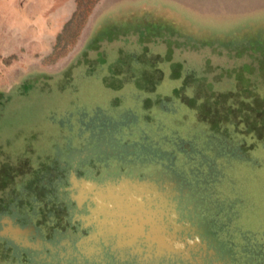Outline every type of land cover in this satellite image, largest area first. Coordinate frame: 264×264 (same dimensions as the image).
Instances as JSON below:
<instances>
[{"label": "rangeland", "instance_id": "374dc122", "mask_svg": "<svg viewBox=\"0 0 264 264\" xmlns=\"http://www.w3.org/2000/svg\"><path fill=\"white\" fill-rule=\"evenodd\" d=\"M0 264H264V0H0Z\"/></svg>", "mask_w": 264, "mask_h": 264}, {"label": "flooded vegetation", "instance_id": "af4514ba", "mask_svg": "<svg viewBox=\"0 0 264 264\" xmlns=\"http://www.w3.org/2000/svg\"><path fill=\"white\" fill-rule=\"evenodd\" d=\"M118 149L120 150V148H118ZM177 153H180V152H177ZM121 160L123 161V159H121ZM175 162L178 164L179 161L178 162L175 161ZM85 165L87 166L88 171H93L95 173V175L98 178H101V179H104L106 176H113V175L115 176L116 174H120V171H121L122 167L124 169L126 168V167L123 166L124 164L121 163V162H115V163L114 162L113 163H107V162H105V163H97V162H94L93 161L91 163H89V162L88 163H85Z\"/></svg>", "mask_w": 264, "mask_h": 264}]
</instances>
